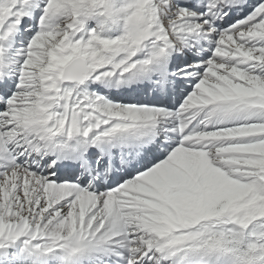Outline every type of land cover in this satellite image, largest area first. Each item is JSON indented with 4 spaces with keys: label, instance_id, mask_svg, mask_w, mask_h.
Listing matches in <instances>:
<instances>
[{
    "label": "snow or ice",
    "instance_id": "6c2138e0",
    "mask_svg": "<svg viewBox=\"0 0 264 264\" xmlns=\"http://www.w3.org/2000/svg\"><path fill=\"white\" fill-rule=\"evenodd\" d=\"M0 264H264V0H0Z\"/></svg>",
    "mask_w": 264,
    "mask_h": 264
}]
</instances>
